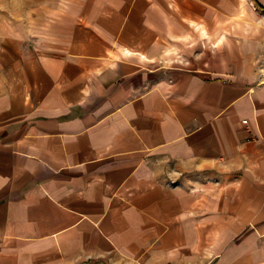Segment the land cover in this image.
Here are the masks:
<instances>
[{
	"label": "crops",
	"instance_id": "obj_1",
	"mask_svg": "<svg viewBox=\"0 0 264 264\" xmlns=\"http://www.w3.org/2000/svg\"><path fill=\"white\" fill-rule=\"evenodd\" d=\"M22 12L0 43V264H264V0Z\"/></svg>",
	"mask_w": 264,
	"mask_h": 264
},
{
	"label": "rangeland",
	"instance_id": "obj_2",
	"mask_svg": "<svg viewBox=\"0 0 264 264\" xmlns=\"http://www.w3.org/2000/svg\"><path fill=\"white\" fill-rule=\"evenodd\" d=\"M31 0H0V43L5 38L17 37L24 32V28L21 22L26 20V17H30V14L23 13L22 9ZM17 35V36H16ZM30 36V33L27 32ZM9 49L12 47L10 45ZM0 44V48H1ZM259 71L264 69V63L259 62Z\"/></svg>",
	"mask_w": 264,
	"mask_h": 264
},
{
	"label": "built area",
	"instance_id": "obj_3",
	"mask_svg": "<svg viewBox=\"0 0 264 264\" xmlns=\"http://www.w3.org/2000/svg\"><path fill=\"white\" fill-rule=\"evenodd\" d=\"M264 78V72H260L258 75V79H263ZM245 123V120L243 121Z\"/></svg>",
	"mask_w": 264,
	"mask_h": 264
}]
</instances>
